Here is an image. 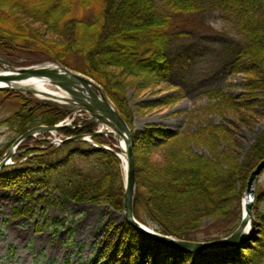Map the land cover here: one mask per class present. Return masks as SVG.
<instances>
[{"label":"trees","instance_id":"trees-1","mask_svg":"<svg viewBox=\"0 0 264 264\" xmlns=\"http://www.w3.org/2000/svg\"><path fill=\"white\" fill-rule=\"evenodd\" d=\"M162 2L174 14L192 15L202 8L200 0ZM14 3V0H0V51L10 56L19 48L35 50L23 44L27 37L28 41L41 46L38 52L63 67L74 69L67 58L79 55L84 68L78 71L102 87L132 127L122 100V84L128 83L122 67L134 68L138 72L145 69L165 72L166 51L172 36V18L158 11L156 0H19L17 3L24 10L22 14L14 11L15 7L11 6ZM230 4L248 32V42L241 47L240 56L249 61L245 72H256L250 79V86L255 82L264 87V0H231ZM140 15L142 20L126 24V20H137ZM242 15L247 17V25ZM34 22H44L59 40L43 38L37 29L32 28ZM103 59L112 67L121 68L119 80L114 73H107L103 68ZM10 63L19 67L42 62L20 64L11 58ZM211 96L215 103L207 106L209 113L223 116L232 110L231 113L239 114L236 110L241 101L222 90L213 91ZM0 102L13 106L12 115L5 123L20 136L38 127L57 125L69 114L45 105L31 95L8 90H0ZM94 126L88 123L84 127L59 132L70 137L93 134ZM234 133L222 124L202 121L194 133L162 131L145 138L152 155L144 162V169L139 168L137 161L135 217L164 235L190 241L215 240L233 233L242 220V198L250 174L264 159V130L245 164H240V157L233 153L238 146ZM95 140L99 142L100 136H95ZM169 140L173 142L169 143ZM29 141L32 139L14 151L12 159L29 158L28 163L37 167L33 172L42 179L46 177V183L52 186L51 193H58L56 202L62 209L75 201L106 203L124 211V176L119 158L114 153L102 149L75 151L56 163L60 151L56 153V148L39 140H33L35 146L29 147L25 144ZM134 143H141L140 136L134 137ZM67 144L62 148H69ZM195 148L203 149L207 154H199ZM135 152L137 154L136 146ZM257 199L264 201V192ZM38 203L44 204V212L51 201L46 198ZM23 210L20 208L18 213ZM258 217L255 234L242 248L222 254H202L203 261L200 262L190 253L158 243H149L144 254L148 259L153 258L151 264H162L163 261L166 264H209L210 261L213 264H264V210ZM207 218L227 222L230 228L217 238L202 239L197 232ZM140 239L148 244L146 238Z\"/></svg>","mask_w":264,"mask_h":264},{"label":"rangeland","instance_id":"rangeland-1","mask_svg":"<svg viewBox=\"0 0 264 264\" xmlns=\"http://www.w3.org/2000/svg\"><path fill=\"white\" fill-rule=\"evenodd\" d=\"M14 1L11 5L15 7L14 11L22 14L24 10L17 3L19 0ZM200 1L201 11L184 15L172 13L162 0H156L158 11L172 18V36L166 51L165 72L153 69L138 72L134 68L128 70L122 67V73L128 80L121 87V91L124 90L122 100L126 114L131 119L132 130L135 136H140L141 143H134L133 148L135 165L138 161L140 169L145 168L144 162L150 160L152 155L145 138L153 132L194 133L202 121L222 124L235 132L238 146L233 153L240 157V164H245L250 154L254 153L253 146L264 130V87H259L255 82L250 86V79L254 78L256 72L247 74L245 69L249 61L240 56L241 47L248 42V32L232 9L231 0ZM139 17L137 20H126V24L140 21L142 16ZM242 17L247 25V17ZM43 23L34 22L32 28L37 29L43 38L59 40L55 32H50ZM23 40L25 46L35 50L19 48L10 56L0 51V57L7 61L13 58L20 64L54 62L43 52L37 51L41 46L36 42L28 41L27 37ZM103 61V68L107 73H114L117 79L121 68L112 67ZM67 62L74 67L73 71L90 78L78 71L84 68L79 55L67 58ZM28 66L31 67H19ZM215 90H222L241 101L236 110L239 114L231 113L232 110L226 111L223 116L209 113L207 106L215 103L211 96ZM11 108L13 106L6 102H0V162L8 149L22 136L5 123L12 115ZM69 120L73 121V125L84 127L90 118L67 115L61 123ZM94 128L98 134L81 135L84 142H68L67 149L62 148L64 143L55 145L52 142V139H59V142L66 140L68 134L63 132L40 134L25 144L34 147L36 139L53 144L50 145L57 149L56 153L60 151L56 163L65 159L69 153L97 149L93 147L97 145L119 150L116 148L117 142L107 134L104 126L95 124ZM98 135L101 138L99 142L95 140ZM90 141L95 144L90 145ZM172 142L169 140V143ZM223 145L221 147L225 148ZM194 150L199 154H207L203 149ZM17 153H20L19 150ZM114 155L119 158L125 177L124 162L119 155ZM28 159H11L0 172V264H151L150 259L153 258L148 259L144 252L149 243L158 242L137 233L125 220L123 211L106 203L75 201L62 209L56 202L59 199L58 193H51L52 186L46 183V177L42 179L33 172L37 167L28 163ZM255 189L254 216L257 221L258 214L264 210V201L257 199L264 192V172L256 180ZM244 196L245 193L242 207ZM46 198L51 203L46 205L43 212L44 204L38 202ZM20 208L24 210L18 213ZM229 228L227 222H214L207 218L197 233L202 239L217 238ZM140 237L146 238L148 244L141 242ZM138 244L144 247L140 249ZM194 258L197 262L203 261L200 255H194ZM162 264L166 263L163 261Z\"/></svg>","mask_w":264,"mask_h":264},{"label":"water","instance_id":"water-1","mask_svg":"<svg viewBox=\"0 0 264 264\" xmlns=\"http://www.w3.org/2000/svg\"><path fill=\"white\" fill-rule=\"evenodd\" d=\"M47 64V63H45ZM44 63L29 68H15L8 61L0 58V90H9L17 93H25L37 97L43 96L53 98L59 102L45 101L47 104L61 107L70 112L71 116L83 110L91 116L92 123H99L109 126V128L125 141L126 150V179L124 185V218L139 234H142L153 241L170 248L198 255L201 253H221L240 247L244 242L251 239L255 229L256 220L254 217L255 203V183L258 177L264 172V159L250 174L246 196L243 201V216L238 228L228 236L211 241H190L167 236L158 232L154 227L140 222L134 214V201L136 195V165L134 159V136L128 123L115 109L114 105L104 94L102 88L91 78L80 73L74 72L64 67L50 63L61 68L64 73L59 74L52 69H45ZM41 66V67H39ZM12 73V74H10ZM39 78L46 81L49 86L56 88L64 94L63 97H55L50 94L42 93L33 86L19 85L18 81L26 78ZM14 83L15 86L12 84ZM68 127L67 125H57L52 127H38L23 134L6 152L0 162V171L8 164L14 151L26 140L35 137L38 133L58 131ZM84 140L82 136L69 139V142ZM116 153L115 151H113ZM117 154V153H116Z\"/></svg>","mask_w":264,"mask_h":264},{"label":"bare ground","instance_id":"bare-ground-1","mask_svg":"<svg viewBox=\"0 0 264 264\" xmlns=\"http://www.w3.org/2000/svg\"><path fill=\"white\" fill-rule=\"evenodd\" d=\"M39 67H41V66H39ZM44 67H45V69H52L53 71H57V72H59V74L64 73V71L61 68L56 67V65H54V64L47 63L44 65ZM10 74H12V73H10ZM15 83H18L19 85H23V84L29 85V86L31 85L34 88H36L37 90H39L40 92L50 94V95L55 96V97H63L64 96V94L62 92L55 91L54 88L49 86L46 81H43L39 78H35V77L26 78L23 81H18ZM0 85L4 86V84H1V83H0ZM12 85L15 86L14 83ZM41 97H43V96H41ZM50 99H53V98H50ZM59 103H61V102H59ZM88 140H90V139H88ZM117 146L121 149V151L119 152V155H120L121 159L123 160L124 165L126 167V164H127L126 150H125L126 148H125V141L123 138H118ZM124 178L126 179V175ZM245 196H246V191H245ZM245 196H244V198H245Z\"/></svg>","mask_w":264,"mask_h":264}]
</instances>
